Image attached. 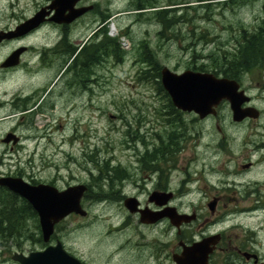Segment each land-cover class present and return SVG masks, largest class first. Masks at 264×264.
I'll return each mask as SVG.
<instances>
[{
  "label": "flooded vegetation",
  "instance_id": "flooded-vegetation-1",
  "mask_svg": "<svg viewBox=\"0 0 264 264\" xmlns=\"http://www.w3.org/2000/svg\"><path fill=\"white\" fill-rule=\"evenodd\" d=\"M51 2L0 0V123L31 125L38 115L52 116L58 83L65 77L64 88L81 105L84 98L90 103L92 86L99 83L92 68L105 60L106 52L97 3L79 0L75 7L93 8L71 23L59 24L51 20ZM42 10L43 20L22 28ZM90 13L96 19L93 27L87 19ZM243 42L245 68L233 79L249 98L241 104L248 114L234 119L229 102L223 100L214 114L202 118L176 108L169 98L159 112L164 132L155 133L141 152L130 155L135 168L115 167L117 201L124 206L127 198H135L151 220L125 208L127 213L113 225L116 240L104 248L92 247L94 251L89 248L82 257L64 247L68 254L81 264H180L178 259L183 264H264V7L244 27ZM98 43L92 60L80 63L81 53ZM71 54L76 55L60 75V60ZM9 132L16 133L8 128L1 135L6 147L1 155L22 145L20 135L14 146L4 143ZM131 169L140 174V183ZM170 207L174 215L157 216ZM177 217L180 222L173 223Z\"/></svg>",
  "mask_w": 264,
  "mask_h": 264
},
{
  "label": "rangeland",
  "instance_id": "rangeland-1",
  "mask_svg": "<svg viewBox=\"0 0 264 264\" xmlns=\"http://www.w3.org/2000/svg\"><path fill=\"white\" fill-rule=\"evenodd\" d=\"M135 1L89 0L97 3L102 16L109 13L105 21L98 14L99 21L105 24L108 20L111 33L117 32L129 43L127 48H121L126 49L122 50L121 60L106 55L101 64L93 66L99 83L92 86L89 104L86 98L84 105L72 99L73 94L64 88L68 82L65 77L58 83L59 98L52 116L38 115L31 125L0 123V137L10 128L23 138L17 151L0 154V173L19 176L28 182L48 183L58 189L78 183L89 187L82 200L87 211L85 217L69 215L56 226L55 235L48 243L23 239L16 245L0 244V264L13 262V251L27 254L55 240L81 257L89 248H104L110 240H116L118 235L113 225L127 211L117 201L119 183L111 168L119 164L137 166L130 155L136 150L141 152L155 133L164 132L159 112L164 111L169 101L163 87L161 91L149 74H144L150 67L140 60L143 51L148 49L160 67L166 66L177 73L187 69L213 73L217 54L235 49L244 27L264 7V0H177L182 2L175 7L183 15V22L164 30L153 17L154 9H136ZM169 1L157 0V5L162 7ZM87 19L93 27L94 14L90 13ZM65 60H60L59 72ZM200 64L205 71L193 69ZM222 115H226L223 107ZM2 150L6 147L0 143V153ZM134 173L140 183V174ZM35 224L31 219L32 231ZM34 231L35 237L39 233Z\"/></svg>",
  "mask_w": 264,
  "mask_h": 264
},
{
  "label": "water",
  "instance_id": "water-1",
  "mask_svg": "<svg viewBox=\"0 0 264 264\" xmlns=\"http://www.w3.org/2000/svg\"><path fill=\"white\" fill-rule=\"evenodd\" d=\"M78 1L52 0L48 6L50 11H55L51 20L59 24L71 23L93 8L92 5L77 8L75 5ZM44 14L43 10L39 11L22 28L27 29L37 25L43 20ZM160 82L174 106L180 110L194 111L203 118L209 114H214L218 104L226 100L233 111L234 119L241 120L248 114L247 110L241 109V104L248 101L249 98L239 89V85L234 79L217 77L210 72H198L191 69L177 73L163 66L160 69ZM18 140L19 137L12 132L7 133L2 139L4 143L12 142L13 145ZM0 186L17 194L30 204L37 213L42 240L45 243L50 240L55 225L67 216L70 214H77L82 217L87 215V211L81 204V199L87 190L85 184L70 185L60 190L48 183L31 184L22 177L0 176ZM124 206L130 213H141L142 220H151L147 210L138 208L135 198H127ZM175 213L174 207L156 212L157 216L161 214L174 215ZM172 222L179 223L180 219L178 217L172 218ZM11 258L20 264H81L77 258L66 252L60 241L49 244L43 250L32 251L28 255L14 252ZM177 261L183 264L179 259ZM187 262L193 263L195 260Z\"/></svg>",
  "mask_w": 264,
  "mask_h": 264
},
{
  "label": "trees",
  "instance_id": "trees-1",
  "mask_svg": "<svg viewBox=\"0 0 264 264\" xmlns=\"http://www.w3.org/2000/svg\"><path fill=\"white\" fill-rule=\"evenodd\" d=\"M182 2H177V0H170L165 6L159 7L157 5V0H136L134 6L136 9H154L152 11L153 17L158 20V22L163 26V29H170L175 25L183 22V15H179L178 7H172L176 5H181ZM172 7V8H170ZM109 16V13H105L101 19L106 20ZM103 43L105 45L106 55L114 57V59L121 60L123 58L122 50L119 47L117 39L112 38L107 35V29L103 27ZM238 46L235 49H226L221 52V55L217 54L214 58V67L212 72L215 75L222 74L228 78H236L238 72L242 71L245 68V50L243 37L238 40ZM99 47L98 44L90 45L88 52L83 51L81 56H79L80 63L86 62L88 59L92 60V55L97 53ZM146 47V46H145ZM72 55V54H71ZM67 57L69 59L71 57ZM141 62L147 63L150 69L144 72V74H149L151 80L157 84L159 89L163 91L160 83V66L155 60L154 55L145 48L142 53ZM65 62H67L65 60ZM193 69L205 71L203 65H197ZM142 75V74H141ZM109 166H105L107 168ZM108 170V169H107ZM111 171L114 172V178L118 174L115 167L111 168ZM109 174V173H107ZM103 178V176H102ZM101 178V179H102ZM32 183H36L35 180H32ZM35 220L34 230L39 234L34 237L35 231L31 230L29 226L30 220ZM23 239H36L39 242H42L38 218L36 212L32 209L30 204L19 198L16 194L8 191L6 188L0 187V244L6 245L8 242L11 244H19Z\"/></svg>",
  "mask_w": 264,
  "mask_h": 264
},
{
  "label": "built area",
  "instance_id": "built-area-1",
  "mask_svg": "<svg viewBox=\"0 0 264 264\" xmlns=\"http://www.w3.org/2000/svg\"><path fill=\"white\" fill-rule=\"evenodd\" d=\"M123 42L125 43V41L123 40Z\"/></svg>",
  "mask_w": 264,
  "mask_h": 264
}]
</instances>
